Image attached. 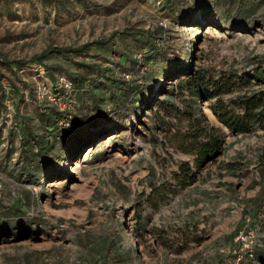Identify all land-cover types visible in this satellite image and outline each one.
<instances>
[{"label":"rangeland","instance_id":"1","mask_svg":"<svg viewBox=\"0 0 264 264\" xmlns=\"http://www.w3.org/2000/svg\"><path fill=\"white\" fill-rule=\"evenodd\" d=\"M260 70L264 0H0V264H264Z\"/></svg>","mask_w":264,"mask_h":264},{"label":"trees","instance_id":"2","mask_svg":"<svg viewBox=\"0 0 264 264\" xmlns=\"http://www.w3.org/2000/svg\"><path fill=\"white\" fill-rule=\"evenodd\" d=\"M254 76V78H256L259 82L264 83V72L262 70L257 71ZM249 82V80L245 81L246 84ZM209 84L213 86L211 91H205V96L209 99H216L221 94L230 93L233 86V83H230V80L226 81L224 85H220L218 84L217 80H214L212 77L209 79ZM216 102L217 103L211 107L212 111L234 132H247L250 130L249 125L251 123L264 121V93L245 97V99L241 102L243 108L242 113H237L233 109L227 108V106L223 104L220 99L216 100ZM217 105L219 107H217ZM261 126L264 128L263 124ZM195 140L193 144L199 159L209 156L216 146L217 148L219 147L220 143L219 141L215 143L200 142ZM185 165L186 167L182 170V172L186 174L190 171V169L186 163Z\"/></svg>","mask_w":264,"mask_h":264}]
</instances>
